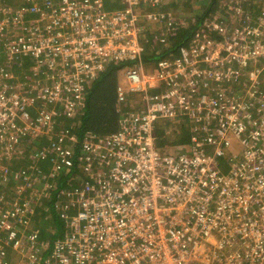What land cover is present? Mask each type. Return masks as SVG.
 <instances>
[{
  "label": "built area",
  "instance_id": "obj_1",
  "mask_svg": "<svg viewBox=\"0 0 264 264\" xmlns=\"http://www.w3.org/2000/svg\"><path fill=\"white\" fill-rule=\"evenodd\" d=\"M105 1L0 0V264H16L8 251L27 264H264V8L226 0L230 20L172 50L186 21L164 0ZM149 45L169 50L147 71ZM111 65L119 130L87 132L77 156L62 118ZM132 95L141 109L124 108ZM177 110L191 139L168 152L156 122ZM52 210L60 229L31 228Z\"/></svg>",
  "mask_w": 264,
  "mask_h": 264
},
{
  "label": "trees",
  "instance_id": "obj_2",
  "mask_svg": "<svg viewBox=\"0 0 264 264\" xmlns=\"http://www.w3.org/2000/svg\"><path fill=\"white\" fill-rule=\"evenodd\" d=\"M168 1V2H167ZM225 0L222 1V4ZM105 5L107 9H113L115 8L119 0H106ZM208 4L207 7L204 8V12L202 15L197 17H192L187 21L188 23H184V25L180 26L181 31L179 33V36L176 37V41L173 42L171 40L170 48L172 50H175L179 45L183 44L186 39L191 35V33L198 27V25L201 23V20L208 14L212 13L216 10L218 4V0H165L163 1V9L171 10L169 8H183L188 9L190 12H192L195 4ZM192 15V13H189V16ZM150 46V45H149ZM169 50V48L164 45L163 49H159L162 52L156 54L154 52L157 49H151V46L147 48L145 58L149 59L151 58H163L167 57V52L165 51V48ZM119 66H113L111 65L105 73H103L91 86V88L88 90L87 97H86V103L80 112L76 114V116L70 117V118H62L65 120L62 122L63 126L61 128H64L68 133L75 134L77 137V142L74 143L76 150H77V156L82 155V152L80 150V147L82 145V141L85 139V134L87 132H93V133H99L100 135H109L113 132H116L119 130V120L122 114L119 112L120 105L117 101V85L119 84ZM133 96V95H132ZM131 96V97H132ZM130 97V98H131ZM130 98L126 100V102H123V106L128 111H132L134 107L130 105ZM61 119V121H62ZM163 121V124H160V122ZM174 125V126H173ZM177 128H180V131L183 133H179L180 131L176 130ZM191 121L190 118L186 115L181 114L180 110H177V116L175 118H171L169 120L162 119L158 120L156 122V133H157V142L159 147H161L163 150L167 151L168 148L173 146H179L182 144L189 143L191 139ZM42 146L48 147L49 144L47 142H39L35 144V148L32 151L36 152V150L42 149ZM220 161V160H219ZM39 165L43 172H48L52 165L50 162L47 161H41L39 162ZM71 187L76 188L79 186V183H77L75 180H72L70 182ZM55 212L51 211V225H57L58 222H56L55 218ZM55 220V221H54ZM42 231L43 227L41 228ZM53 238H57V236H53Z\"/></svg>",
  "mask_w": 264,
  "mask_h": 264
},
{
  "label": "rangeland",
  "instance_id": "obj_3",
  "mask_svg": "<svg viewBox=\"0 0 264 264\" xmlns=\"http://www.w3.org/2000/svg\"><path fill=\"white\" fill-rule=\"evenodd\" d=\"M191 1H193V0H191ZM222 1L223 0H218V2H219L218 4H220V5L219 6L217 5L215 11H213L212 13L206 15L201 20V23L203 21L207 20V19H214L215 16H217L218 18H223L225 20H230L231 12L228 11L226 8H224V5H223V7L221 6ZM244 2L246 4V7L248 5V8L252 9L254 12H257V11H259V10L264 8V0H244ZM207 5L208 4H206V3H204V4H195L192 12H190L188 9H184V7L183 8H176V7L169 8L168 7V9H173L172 13H175V15L177 16L176 18H180V19L186 21V23H188L187 21L191 18V16L199 18V16L202 15V13L204 12V8L207 7ZM163 10L166 11V9H163ZM189 13H192V15L189 16ZM148 33H149V35H151V32H148ZM158 59L159 58L155 59V58H151V57L149 59L144 58V67H145V69L148 71L152 67L151 63L152 62H156ZM118 81L121 82L120 74H119ZM130 105L132 107H134L136 110L137 109L138 110L141 109L143 107V103L141 101V97L138 96V95H133L130 98ZM160 124H163V121H161ZM176 130L180 131V128H177ZM179 133L181 134V133H183V131L182 132L180 131ZM187 144L188 143L182 144V145H179V146H185ZM240 150H241L240 145L237 142H235V140H234L232 145H231V147H230V149H229V152L230 153H238V152H240ZM219 165L224 171H227L228 164H227V160L225 158H221L220 159ZM55 218H56L55 220H56V222H58V224L55 225L54 228L60 229L61 228L60 222L58 221V218L56 216H55ZM41 219H42L41 223L38 224V226H40L41 228L43 227V230L45 232L52 230L51 229L52 225L50 224V222L49 221H45L44 218H41ZM7 257L13 263L19 264L18 260L20 259V257L16 254V252H14V251L13 252H11V251L9 252L8 251L7 252Z\"/></svg>",
  "mask_w": 264,
  "mask_h": 264
},
{
  "label": "crops",
  "instance_id": "obj_4",
  "mask_svg": "<svg viewBox=\"0 0 264 264\" xmlns=\"http://www.w3.org/2000/svg\"><path fill=\"white\" fill-rule=\"evenodd\" d=\"M167 12H169V13H172L173 11H169V10H167ZM173 15H174V17L176 18L177 16L175 15V13H172ZM215 17H217V16H215ZM177 19H179L180 21H182V19H180V18H177ZM201 24V23H200ZM199 24V25H200ZM198 25V26H199ZM146 36H150L149 34H147ZM168 152H170L171 151V147L170 148H168V150H167ZM44 214H45V211H43V212H41L40 213V215L38 214L35 218H34V220H33V222H32V224H31V228H35L36 227V224L38 225V224H40L41 223V221H39L43 216H44ZM42 220V219H41ZM51 220H52V218H49L48 220H45V221H49V222H51ZM38 221L40 222V223H38ZM54 228V225H52L51 226V229H53ZM11 252H13V251H11ZM18 255V254H17ZM19 256V255H18ZM20 257V256H19ZM19 264H27V262H24V261H22V259L20 258L19 260ZM12 262V261H11ZM13 263V262H12Z\"/></svg>",
  "mask_w": 264,
  "mask_h": 264
}]
</instances>
